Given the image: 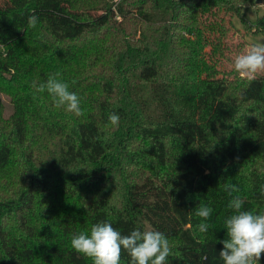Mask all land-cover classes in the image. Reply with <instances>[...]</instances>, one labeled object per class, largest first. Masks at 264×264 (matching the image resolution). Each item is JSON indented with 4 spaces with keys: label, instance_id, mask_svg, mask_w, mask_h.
Masks as SVG:
<instances>
[{
    "label": "trees",
    "instance_id": "obj_1",
    "mask_svg": "<svg viewBox=\"0 0 264 264\" xmlns=\"http://www.w3.org/2000/svg\"><path fill=\"white\" fill-rule=\"evenodd\" d=\"M255 1L5 0L0 80L14 90L0 87L13 106L2 120L0 98V264H93L70 240L101 221L123 235L164 233L168 264H224L229 201L239 195L242 210L264 213V76L217 72L205 32L224 33V18L204 17L242 20ZM257 22L264 37V13ZM57 72L84 115L34 93L31 75L39 84ZM130 166L148 175L118 186ZM201 204L213 209L206 233L196 229Z\"/></svg>",
    "mask_w": 264,
    "mask_h": 264
},
{
    "label": "clouds",
    "instance_id": "obj_2",
    "mask_svg": "<svg viewBox=\"0 0 264 264\" xmlns=\"http://www.w3.org/2000/svg\"><path fill=\"white\" fill-rule=\"evenodd\" d=\"M38 17L33 14L28 17V26L35 28ZM233 70L241 78L253 80L258 74L264 73V43L250 45L242 53L237 54L232 62ZM60 73L50 75L46 82L33 81L31 87L34 93H44L51 97L56 109H63L77 117L84 115L81 108V98L70 85L61 80ZM109 123L118 127L120 117L112 113L108 117ZM225 191L229 196L239 192L234 184H225ZM260 195L264 197V185L260 187ZM245 203L239 195L234 196L227 207L233 211L225 220L227 238L221 241L223 248L219 253L224 264H259L261 254L264 253V213H253L242 210ZM213 209L207 205H199L195 215L201 218L196 225L200 233H206ZM71 248L78 254L90 258L93 264H121L122 252L130 258L129 264H168V257L173 255L168 238L164 233L146 228L133 229L123 235L110 222L101 221L93 224L89 232H79L72 235Z\"/></svg>",
    "mask_w": 264,
    "mask_h": 264
},
{
    "label": "rangeland",
    "instance_id": "obj_3",
    "mask_svg": "<svg viewBox=\"0 0 264 264\" xmlns=\"http://www.w3.org/2000/svg\"><path fill=\"white\" fill-rule=\"evenodd\" d=\"M86 2H91V0H85ZM118 2V0H109V3L112 4L113 2ZM256 2V1H255ZM5 3V0H0V6H3ZM264 13V4H257L253 6H246L243 7L240 10V18H238L236 15H232V13H228L229 15L224 14H218L216 17L214 16H205V24L210 26V24L215 25L216 23L221 22L223 19V24L220 25L222 28H224V33L219 30L214 29H208L205 32V37L210 41V43L206 46V51L208 52V60L210 64L214 67V69L219 72H225V73H233L236 74V72L232 68V62L234 57L237 54L242 53L245 49H247L252 44L257 43H264V37L262 34V29L258 25L259 18ZM209 28V27H208ZM190 38V37H189ZM212 48H214L216 51L213 52L212 56L210 53L212 52ZM5 57V55H4ZM49 65H52L55 68V70H59V65L57 66V63L51 62ZM65 72H69L68 68H64ZM217 71V72H218ZM229 74L230 76H233V74ZM238 74V73H237ZM239 75V74H238ZM264 76V73L258 74L257 77ZM9 79V76H7ZM12 78H10L11 80ZM0 80V87L5 89L6 87L10 89L11 88V82ZM33 81H37V73L31 75L30 82L32 84ZM42 83V82H41ZM11 96V95H10ZM8 96L6 92H4L2 89H0V98L3 99L5 104V111L2 112L1 119L6 121V119L9 118V116L13 113V106L11 104L12 99ZM37 96H42L41 93H37ZM124 164L122 163L121 169L123 170ZM127 175L124 177L118 173L116 175V182L117 185L120 186L124 182L125 178L129 176V181L132 179L138 178L141 174V172H144V174L148 175L149 170H140L136 166H130L126 169ZM131 177V178H130ZM2 192V191H1ZM259 264H261V258L259 261Z\"/></svg>",
    "mask_w": 264,
    "mask_h": 264
},
{
    "label": "water",
    "instance_id": "obj_4",
    "mask_svg": "<svg viewBox=\"0 0 264 264\" xmlns=\"http://www.w3.org/2000/svg\"><path fill=\"white\" fill-rule=\"evenodd\" d=\"M263 2H264L263 0H257V1H256V3L259 4V5H260V4H263Z\"/></svg>",
    "mask_w": 264,
    "mask_h": 264
},
{
    "label": "built area",
    "instance_id": "obj_5",
    "mask_svg": "<svg viewBox=\"0 0 264 264\" xmlns=\"http://www.w3.org/2000/svg\"><path fill=\"white\" fill-rule=\"evenodd\" d=\"M263 254V253H262ZM262 254H261V256H262Z\"/></svg>",
    "mask_w": 264,
    "mask_h": 264
}]
</instances>
